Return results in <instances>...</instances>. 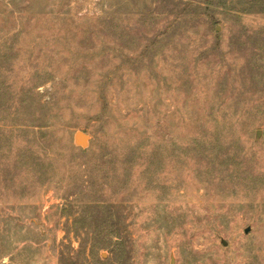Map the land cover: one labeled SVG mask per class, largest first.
Segmentation results:
<instances>
[{
    "label": "rangeland",
    "instance_id": "rangeland-1",
    "mask_svg": "<svg viewBox=\"0 0 264 264\" xmlns=\"http://www.w3.org/2000/svg\"><path fill=\"white\" fill-rule=\"evenodd\" d=\"M171 254L264 264V0H0V264Z\"/></svg>",
    "mask_w": 264,
    "mask_h": 264
},
{
    "label": "water",
    "instance_id": "water-1",
    "mask_svg": "<svg viewBox=\"0 0 264 264\" xmlns=\"http://www.w3.org/2000/svg\"><path fill=\"white\" fill-rule=\"evenodd\" d=\"M258 134L259 131L257 132V135ZM88 140H89L88 135L83 131H77L74 135V142L81 147H86L88 144ZM169 264H176L175 257L173 254L170 255Z\"/></svg>",
    "mask_w": 264,
    "mask_h": 264
}]
</instances>
